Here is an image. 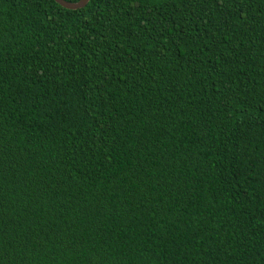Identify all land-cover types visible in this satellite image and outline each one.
<instances>
[{
  "label": "trees",
  "instance_id": "1",
  "mask_svg": "<svg viewBox=\"0 0 264 264\" xmlns=\"http://www.w3.org/2000/svg\"><path fill=\"white\" fill-rule=\"evenodd\" d=\"M0 264H264V0H0Z\"/></svg>",
  "mask_w": 264,
  "mask_h": 264
},
{
  "label": "water",
  "instance_id": "2",
  "mask_svg": "<svg viewBox=\"0 0 264 264\" xmlns=\"http://www.w3.org/2000/svg\"><path fill=\"white\" fill-rule=\"evenodd\" d=\"M56 3L67 9H78L84 7L89 0H77V1H67V0H54Z\"/></svg>",
  "mask_w": 264,
  "mask_h": 264
},
{
  "label": "snow or ice",
  "instance_id": "3",
  "mask_svg": "<svg viewBox=\"0 0 264 264\" xmlns=\"http://www.w3.org/2000/svg\"><path fill=\"white\" fill-rule=\"evenodd\" d=\"M85 2H86V0H85Z\"/></svg>",
  "mask_w": 264,
  "mask_h": 264
}]
</instances>
